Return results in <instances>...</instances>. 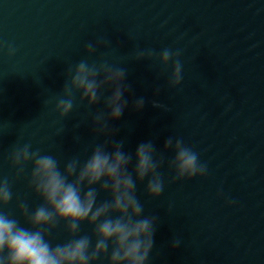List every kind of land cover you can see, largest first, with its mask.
I'll use <instances>...</instances> for the list:
<instances>
[{"label": "water", "instance_id": "95a60500", "mask_svg": "<svg viewBox=\"0 0 264 264\" xmlns=\"http://www.w3.org/2000/svg\"><path fill=\"white\" fill-rule=\"evenodd\" d=\"M100 36L111 47L88 57L85 44ZM0 42L17 48L12 57L6 47L0 51V176L14 181L5 211L24 223L16 198L33 208L42 203L28 187L31 165L15 177L13 145L31 143L63 160L102 142L91 119L103 102L89 109L77 93L62 119L55 101L68 67L83 58L107 60L126 69L132 89L123 116L110 122L124 150L135 153L151 140L163 152L175 136L208 166L206 176L176 182L165 166L164 192L156 198L145 192L147 181L137 184L144 215L159 217L149 264H264V0H0ZM138 47L181 50L182 84L167 86L170 66L133 59ZM139 97L145 105L137 111ZM81 228L91 232L86 223ZM53 237L69 238L63 225ZM176 237L182 243L173 248Z\"/></svg>", "mask_w": 264, "mask_h": 264}, {"label": "clouds", "instance_id": "9594fccd", "mask_svg": "<svg viewBox=\"0 0 264 264\" xmlns=\"http://www.w3.org/2000/svg\"><path fill=\"white\" fill-rule=\"evenodd\" d=\"M100 46L110 48L111 41L100 36L95 43H86L88 57ZM5 47L9 57L16 54L14 45L0 42V51ZM181 55L179 49L138 47L133 59L158 61L164 70L170 66L167 86L178 88L184 79ZM126 78L125 68L107 60L89 62L83 58L67 68L62 93L55 101V111L62 119L73 112L77 93L89 109L104 104L91 119L94 136L104 139L92 143L83 157L78 153L61 160L51 152L33 149L31 143L11 147L8 160L16 170V179L25 176L31 165L28 187L42 203L33 208L17 197L16 207L24 221L21 223L13 212L4 210L13 200L14 181L0 176V264H149L159 217L144 215L137 184L147 181L145 192L156 198L164 192L165 175L161 169L165 166L173 173L170 182L204 177L208 166L193 147L175 136L165 140L163 152H158L151 140L138 144L135 153L124 150L125 141L113 138L119 129L110 122L119 120L128 107L125 93L132 89ZM106 91L111 94L105 95ZM159 91L157 88V95ZM152 104L171 110L158 100ZM144 105L145 98L139 97L133 106L140 111ZM63 131L64 127L60 134ZM75 139L80 141L79 136ZM168 150L174 152L172 158L166 157ZM101 193L105 194L103 198ZM85 223L91 227L90 233L81 228ZM61 225L69 238L54 243L53 232ZM181 243V238L176 237L171 247L178 248Z\"/></svg>", "mask_w": 264, "mask_h": 264}]
</instances>
